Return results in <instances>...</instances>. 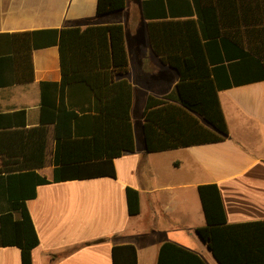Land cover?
<instances>
[{
    "label": "crops",
    "instance_id": "crops-1",
    "mask_svg": "<svg viewBox=\"0 0 264 264\" xmlns=\"http://www.w3.org/2000/svg\"><path fill=\"white\" fill-rule=\"evenodd\" d=\"M96 5L97 0H0V81L11 80L0 85V113L23 110L26 126H38L44 96L83 117L73 137L96 133L101 139L97 148L103 149L105 140L124 133L128 115L135 141L133 152L113 158L114 177L53 181L56 141L49 125L48 157L36 169L49 182L37 184L35 196L25 200L39 239L32 264H112V246L125 243L135 246L137 264H155L166 240L196 252L207 264H219L195 231L205 223L197 185H218L229 223L264 220V79L218 91L228 128L225 139L146 151V99L173 92L179 81L178 71L159 53L180 51L173 48L183 39L177 31L183 26L179 22L169 28L165 22L192 18L199 37V3L125 0L122 9L102 15L96 14ZM109 24L123 26L125 72L116 70L109 52L82 72L83 80L70 79L61 88L59 48L52 44L32 50L30 81H12L26 70V48L7 33ZM41 83L51 85L42 88ZM96 126L101 129L95 131ZM126 186L139 192L136 215L128 214ZM7 198L6 180L0 177V212ZM0 264H21L19 248L0 246Z\"/></svg>",
    "mask_w": 264,
    "mask_h": 264
},
{
    "label": "trees",
    "instance_id": "trees-1",
    "mask_svg": "<svg viewBox=\"0 0 264 264\" xmlns=\"http://www.w3.org/2000/svg\"><path fill=\"white\" fill-rule=\"evenodd\" d=\"M192 1L199 3V37L194 19L188 18L165 22L166 26H172L169 28L182 22L183 28L177 31L183 39L173 48L174 52L180 49L178 53L164 55L153 41L161 58L178 71L179 81L173 92L163 97L149 95L146 99L142 110L146 151L225 139L228 128L218 91L264 79V0ZM124 2L97 0L96 14L118 11ZM7 35L22 40L26 48V70L12 79L14 82L30 81L32 50L52 44L59 48L61 88L70 79L83 80L82 72L102 61L109 52L118 72L127 69L121 24L27 30ZM69 72L71 75L66 78ZM10 82L2 79L0 85ZM46 85L51 83H41L42 88ZM82 120L77 110L55 99L46 101L44 96L38 126H26L23 110L0 113V177L6 180L8 195L7 208L0 212V246L18 247L21 264H32L31 251L39 242L25 200L35 196L37 184L49 182L36 172L48 157L49 125L53 124L52 138L56 141L53 181L99 175L114 177L113 158L135 150L128 115L124 133L110 137V142L105 140L103 149L97 148L101 139L96 133L87 138L73 137L77 122ZM197 193L205 223L195 231L215 260L219 264H264V220L229 223L215 182L198 184ZM125 195L128 214H138V190L126 186ZM111 255L112 264H137L136 248L131 243L113 245ZM155 264L207 263L196 252L166 240L159 245Z\"/></svg>",
    "mask_w": 264,
    "mask_h": 264
}]
</instances>
